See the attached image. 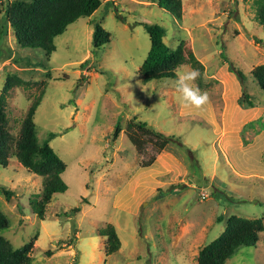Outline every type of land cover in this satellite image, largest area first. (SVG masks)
<instances>
[{
    "label": "rangeland",
    "instance_id": "rangeland-1",
    "mask_svg": "<svg viewBox=\"0 0 264 264\" xmlns=\"http://www.w3.org/2000/svg\"><path fill=\"white\" fill-rule=\"evenodd\" d=\"M13 1L0 0L5 24ZM100 2L54 39L50 54L24 48L10 27L0 41V96L7 79L21 81L4 94L7 129L16 139L43 93L37 139L56 134L49 145L66 165L67 186L39 218L32 202L43 178L10 157L0 168V186L11 192L8 200L0 195L9 225L1 235L15 250L30 245V264H196L229 217L264 225V92L251 75L264 65V28L255 20L264 0H181L180 19L158 0ZM93 21L109 35L95 54ZM138 24L161 26L166 46L185 43L202 68L186 61L176 78L144 84L139 70L150 40ZM190 69L199 70L195 85L211 100L199 110L181 104L175 87L177 73ZM137 122L168 144L158 150ZM107 226L119 241L108 254L100 234ZM225 264H264V231Z\"/></svg>",
    "mask_w": 264,
    "mask_h": 264
},
{
    "label": "trees",
    "instance_id": "trees-1",
    "mask_svg": "<svg viewBox=\"0 0 264 264\" xmlns=\"http://www.w3.org/2000/svg\"><path fill=\"white\" fill-rule=\"evenodd\" d=\"M181 3V0H158L159 8L174 19L181 17ZM100 6V0H30L29 2L15 0L5 11L6 24L5 21H0V41L5 36L7 27H10L14 32L15 40L24 48L41 49L46 54H50L55 51L56 37L62 35L67 27L77 20L91 17ZM256 8L255 20L264 28V3L257 2ZM91 24L93 26L92 53L95 54L94 52L109 43V35L98 23L93 21ZM138 25L143 26L150 40V49L139 70L144 84L176 78L175 70L186 61L194 68H202L193 53L185 47V43H180L175 50L166 46L163 41L166 32L161 26ZM221 56L224 55L221 53ZM224 60L227 61L225 58ZM229 68L230 73H233L234 70L230 66ZM251 75L264 92V65L256 67ZM236 76L242 79L239 72ZM20 83L21 81L16 78L7 79L2 90L3 95L0 96V168H6L9 158L14 157L23 168L43 178L41 197L38 201L32 202L33 212L42 218L45 207L51 202L53 195L67 190L61 177L66 170V165L49 145L56 134H49L48 139L41 144L37 139L34 115L43 93L26 111L18 137L15 139L9 133L4 111V94ZM244 96L248 97L245 94ZM146 126L141 122L136 124L139 130L152 133L158 139V150L163 149L168 144V138L161 133L148 130ZM118 130L119 128L115 127L114 135ZM128 139L137 150L140 149L130 135ZM0 195L8 200L11 192L0 186ZM8 227L7 218L0 211V264H30V245L15 250L1 235V232ZM263 231L264 225L261 219L229 217L223 234L199 251L196 264H225L239 249L255 247ZM100 234L109 239L107 254L118 249L119 241L112 226H107Z\"/></svg>",
    "mask_w": 264,
    "mask_h": 264
},
{
    "label": "clouds",
    "instance_id": "clouds-1",
    "mask_svg": "<svg viewBox=\"0 0 264 264\" xmlns=\"http://www.w3.org/2000/svg\"><path fill=\"white\" fill-rule=\"evenodd\" d=\"M199 77V70L190 69L178 72L175 82L180 103L184 106L192 107L197 110L202 109L211 102L208 92L202 91L198 86L195 85V81Z\"/></svg>",
    "mask_w": 264,
    "mask_h": 264
},
{
    "label": "crops",
    "instance_id": "crops-1",
    "mask_svg": "<svg viewBox=\"0 0 264 264\" xmlns=\"http://www.w3.org/2000/svg\"><path fill=\"white\" fill-rule=\"evenodd\" d=\"M249 101L251 102V99H249ZM250 104H252V103H250Z\"/></svg>",
    "mask_w": 264,
    "mask_h": 264
}]
</instances>
